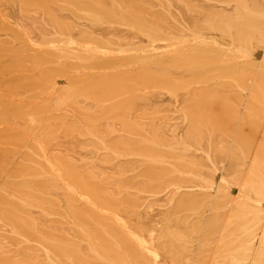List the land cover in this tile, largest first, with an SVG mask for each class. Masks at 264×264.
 <instances>
[{
  "label": "rangeland",
  "instance_id": "obj_1",
  "mask_svg": "<svg viewBox=\"0 0 264 264\" xmlns=\"http://www.w3.org/2000/svg\"><path fill=\"white\" fill-rule=\"evenodd\" d=\"M7 1L47 15L59 31L27 39ZM204 1L233 12L203 24L211 32L188 29L171 0H0V238L52 260L68 246L74 264L234 261V185L211 154L217 141L228 142L245 174L253 158L264 157V0ZM100 30L144 36L114 43L157 53L147 59L154 62L150 79L133 61L120 67L137 70L132 79L142 91L164 92L161 105L136 110L127 97L109 103L102 74L117 63L105 59L113 41ZM175 47V56L164 54ZM64 109L91 122L63 118ZM112 111L119 120L95 121ZM60 138L88 142L102 163L54 149ZM12 145L23 150L14 153ZM113 162L121 163L105 167ZM167 193L168 203L156 200ZM63 197L80 212L68 214ZM148 204L158 211L147 212ZM39 215L67 223L73 240L32 220ZM158 220L170 233L149 240ZM18 257L0 264H29Z\"/></svg>",
  "mask_w": 264,
  "mask_h": 264
},
{
  "label": "bare ground",
  "instance_id": "obj_2",
  "mask_svg": "<svg viewBox=\"0 0 264 264\" xmlns=\"http://www.w3.org/2000/svg\"><path fill=\"white\" fill-rule=\"evenodd\" d=\"M171 1H173L174 5L180 10L182 19L187 28L192 31L204 30L205 32H211L209 28H203V24H207L215 15L225 16L233 13L224 5L208 4L204 0ZM4 4L8 5L6 6V10H9L8 12L11 22L16 24L23 35L31 41L39 42L42 38H45V36L55 34L60 29L57 24L52 22L51 18L45 14L25 9L18 4L13 6L9 1L4 2ZM110 4H112L113 7H116L117 1H112ZM130 31L135 30L131 29ZM100 34L106 39H109V41H113L111 45L108 46L110 54L105 59L108 63L113 61L117 63L113 69L102 74V76H105L108 79V85L111 87L110 93H106V98L109 100V103L120 102L127 97L131 105H135L136 108L134 109L136 110L137 108L138 110L141 108L145 110V108H153L161 105V98L165 94L164 92L153 93L151 90L142 91V85L134 84L132 79V72H136L137 70L129 71L120 67L123 62L133 61L136 64L135 69L143 67L147 68V70L139 69V71L142 72L141 76L143 78L150 79L154 75L152 72L153 66L150 67L154 62L147 61V59L157 53L149 50L141 53L139 52V49L135 48L121 49L116 47L114 43L115 41L120 46L126 45L131 38H136L140 42H143L145 39L144 36L142 37L141 35L129 31L127 32L125 30H118L117 32L100 30ZM163 49L165 55L171 56H175L176 51L178 50L177 47L171 50ZM119 83L126 85V88L121 91L114 90L113 88L117 87ZM185 102L186 101H183L182 103ZM167 103L169 104L170 100ZM5 111L7 112L8 110L5 109ZM69 114L74 116L73 120L75 121L91 122V119H89L87 115L79 113L74 115L65 109L61 117L67 118L70 116ZM28 117L31 120L33 119L31 115H28ZM58 117H60L59 114L56 115V118ZM139 118L141 120L145 119V117L141 116H139ZM116 120H119V118L114 116L112 111V114L100 115L95 121L97 123L106 124ZM175 120L179 121V118L176 117ZM53 141L56 145V148L54 149L58 151H69L73 149L82 151L79 155L75 156V158L86 156L92 163H98V165L102 163V161H100L102 159L101 155L96 152L94 147H90L89 143L86 141L69 140L70 142H67L65 138H60V140L55 139ZM215 145L216 147L211 154V160L216 166H219L222 169L221 178L228 184L234 185V261L233 258H223L218 262L226 264L233 262L234 264H264V157L261 159L258 157L253 158L248 173L245 174L242 170H238L234 167V160L230 153V149L228 148V142L217 141ZM84 146H88L89 151L84 149ZM11 150L14 153H20L23 150V147L12 145ZM120 163L121 162H118L116 164V162H113L111 166L105 167L115 170L120 166ZM220 179L218 178L217 180L219 181ZM172 199L173 197L171 194L167 193L156 200L168 203V201ZM61 203L68 214L72 215L80 212L79 206L66 197L62 198ZM152 205L153 204H148L146 208L147 212L150 214L158 211L151 208ZM165 215L161 216L163 221L165 220V218H163ZM32 220L39 222L42 226L50 230L57 231V233H66L67 236L65 237V240L67 241L73 240V231L70 226H64L67 224L65 222L57 224L56 222H52L48 216L44 215H39L37 217L34 216ZM66 222L68 221L66 220ZM161 222L162 220H158L154 221V224H151L147 231V237L149 240L157 237L161 238L162 235L166 236L170 233V229L163 226ZM26 230H28V227H26ZM27 232L32 234L30 231ZM205 242H208V239H206ZM67 249L68 246L58 247L57 256L52 260L49 257L47 258L48 255H45L39 248L21 253L18 251L17 243L15 241L6 240L5 237L0 238V260H3L4 262L11 259H20L18 256L21 255L24 260H28L29 264H74L75 255L72 251H67ZM219 255L222 256V254ZM186 262L191 263V259H186Z\"/></svg>",
  "mask_w": 264,
  "mask_h": 264
}]
</instances>
